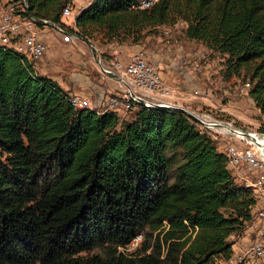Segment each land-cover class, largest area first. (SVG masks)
Returning a JSON list of instances; mask_svg holds the SVG:
<instances>
[{"label": "trees", "instance_id": "trees-1", "mask_svg": "<svg viewBox=\"0 0 264 264\" xmlns=\"http://www.w3.org/2000/svg\"><path fill=\"white\" fill-rule=\"evenodd\" d=\"M27 1L32 16L60 22L64 0ZM137 2L91 0L66 31L137 45L182 22L225 57L227 79L249 76L264 114V0ZM257 199L184 111L75 109L55 81L0 49V264H219ZM142 235L139 252L120 251Z\"/></svg>", "mask_w": 264, "mask_h": 264}, {"label": "built area", "instance_id": "built-area-1", "mask_svg": "<svg viewBox=\"0 0 264 264\" xmlns=\"http://www.w3.org/2000/svg\"><path fill=\"white\" fill-rule=\"evenodd\" d=\"M76 0H64L60 18L72 16ZM159 0H138L135 9H149ZM91 2V1H90ZM185 27L182 22L176 26ZM44 33H54L65 44L75 36L67 33L66 26L48 18L30 14L27 0H0V49L18 54L23 63L34 67L46 52ZM92 48V47H91ZM116 55L117 51H113ZM98 72L114 80L119 93L111 95L101 106H94L77 94L68 93V101L75 109H89L104 113L129 112L137 108L177 109L166 100L171 95L160 74L150 65L145 53H133L126 64L112 59L104 66L101 56L95 59ZM249 88V83L244 85ZM197 94L198 90H194ZM200 134L224 147L227 166L235 181L257 195L255 216L246 225L243 234L248 238L245 247L233 252L228 260L219 264H264V131L237 127L233 122L215 117L210 111H185ZM139 238V236L134 240ZM133 244V242L131 243Z\"/></svg>", "mask_w": 264, "mask_h": 264}, {"label": "rangeland", "instance_id": "rangeland-1", "mask_svg": "<svg viewBox=\"0 0 264 264\" xmlns=\"http://www.w3.org/2000/svg\"><path fill=\"white\" fill-rule=\"evenodd\" d=\"M90 1L76 0L73 17L59 18L60 23L72 28L73 19ZM184 28L176 24L161 26L156 29V33H151L137 44V51L145 53L148 62L160 74L169 90L171 96L166 100L184 111H210L215 117L231 121L237 127L264 131V114L249 96V90L253 86L249 76L242 71L239 77L227 79L225 57L211 51L204 43L187 38ZM93 39L92 48L84 55L78 49H73L72 44V49L64 53L59 65L52 71L98 72L95 61L98 56H101L104 66H110L108 49L105 47L101 51L97 50L101 44L110 43L101 40L97 33H94ZM113 45L131 46L129 43L114 42ZM76 55L80 58L77 63L74 62ZM38 64L39 62L34 65V70ZM58 80L61 82V78ZM247 83L249 88L244 90ZM194 90H198V93L195 94ZM131 116V113H119L121 121L130 120ZM217 148L220 153H224L223 146ZM144 240L143 235L139 236L136 242L133 241V244L120 251L126 254L137 253ZM93 253L97 251L90 252Z\"/></svg>", "mask_w": 264, "mask_h": 264}, {"label": "crops", "instance_id": "crops-1", "mask_svg": "<svg viewBox=\"0 0 264 264\" xmlns=\"http://www.w3.org/2000/svg\"><path fill=\"white\" fill-rule=\"evenodd\" d=\"M71 27H74V21ZM43 39L46 45V52L43 59L35 67V70L39 75L55 81L65 92L77 94L82 98L91 101L95 107L104 104L109 96L119 93L117 83L111 78L102 75L100 72H77L74 70H66L65 72L52 71L54 67L59 65L62 56L64 57L65 55L64 53H67L72 49L70 47L72 44H74V46H72L73 49H78V51L84 55L85 52L90 51L91 44L94 41L93 38L87 40V42L78 38H73L69 44H65L61 41V38L54 33H44ZM105 47L108 49L107 54L110 57L109 64L112 59H116L122 64H125L130 56L138 50V45L115 46L113 43L106 45L101 44L97 50L101 51ZM113 51H117V54L114 55ZM79 59V56L76 55L74 62L77 63L80 61ZM59 78H61V82L58 80ZM100 111L101 107L97 112ZM247 241L248 238L244 234L240 236H231L230 242L232 243V251L238 252L246 246Z\"/></svg>", "mask_w": 264, "mask_h": 264}, {"label": "water", "instance_id": "water-1", "mask_svg": "<svg viewBox=\"0 0 264 264\" xmlns=\"http://www.w3.org/2000/svg\"><path fill=\"white\" fill-rule=\"evenodd\" d=\"M85 41V40H84ZM85 42H87V41H85ZM90 46V45H89ZM177 109H179V108H177ZM179 110H182V109H179ZM182 111H184V110H182ZM185 112V111H184ZM186 113V112H185Z\"/></svg>", "mask_w": 264, "mask_h": 264}]
</instances>
